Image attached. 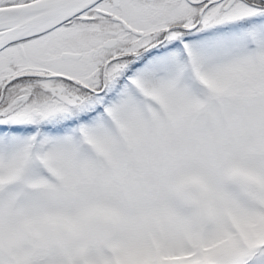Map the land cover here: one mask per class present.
<instances>
[{"label": "snow or ice", "instance_id": "obj_1", "mask_svg": "<svg viewBox=\"0 0 264 264\" xmlns=\"http://www.w3.org/2000/svg\"><path fill=\"white\" fill-rule=\"evenodd\" d=\"M0 264H264V0H0Z\"/></svg>", "mask_w": 264, "mask_h": 264}]
</instances>
